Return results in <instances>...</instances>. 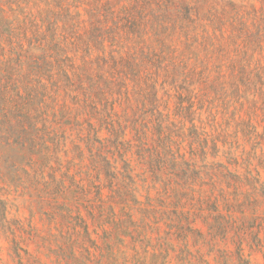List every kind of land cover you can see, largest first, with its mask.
Masks as SVG:
<instances>
[{
  "label": "rangeland",
  "instance_id": "374dc122",
  "mask_svg": "<svg viewBox=\"0 0 264 264\" xmlns=\"http://www.w3.org/2000/svg\"><path fill=\"white\" fill-rule=\"evenodd\" d=\"M187 4L210 35L232 31L233 13H245L249 31L264 26V0H0V79L30 83L25 50L35 34L59 75L29 105L32 119L0 124V264H264V97H239L238 78L181 70L89 77L79 54L66 52L67 61L55 47L87 42V60L97 47L108 54L128 13L139 30L168 40L157 46L163 62L197 64L205 50L178 37ZM14 23L21 28L11 33ZM126 45L141 69L137 44ZM62 61L70 77H60ZM109 80L125 84L126 97L94 104L88 95ZM16 91L0 117L24 93Z\"/></svg>",
  "mask_w": 264,
  "mask_h": 264
},
{
  "label": "trees",
  "instance_id": "16d2710c",
  "mask_svg": "<svg viewBox=\"0 0 264 264\" xmlns=\"http://www.w3.org/2000/svg\"><path fill=\"white\" fill-rule=\"evenodd\" d=\"M193 9H195L194 6L187 4L184 12L177 17L179 24L178 37L184 45L205 50V54L198 59L197 64H192L188 57L181 59L179 64L163 62L165 55L157 49V46L166 48L168 40L166 38L163 39L156 32L151 31L150 33V31L144 32L139 30L136 27L135 19L130 17L127 11V18H122L124 22L122 23L120 31H113L111 37L110 45L115 46V50L108 54L97 47L96 50L99 53L92 60H87L86 57L91 50L87 42L85 43L86 48L83 49H61L59 48L61 43H57L55 47L57 51L62 53L72 51L74 54H79L82 65L87 66L84 71L86 70L89 73V77H177L181 70L185 72L184 77H231L233 80L238 78V81L235 82L243 87L242 95H239V97H243L249 91L252 94H259L264 97V46L261 45V42L264 40V31L262 29L264 26L258 28L256 32L249 31L246 27L248 25L244 17L245 13L240 15L233 13L229 20V23L233 25L232 31L225 35V33L216 34L214 29L212 35H210L206 33L205 18L198 14L192 15L191 11ZM208 16L212 18L210 14ZM253 20L255 24H258L257 20ZM261 21L264 22V20ZM22 22H25V20L23 19ZM30 22V26L33 24V30L31 31L33 36L37 31L34 24L35 20L31 19ZM166 24L168 25V23ZM250 24L252 23L250 22ZM176 25L177 23L173 22L172 27L176 28ZM20 28L21 26L19 24L14 23L10 25V32L18 31ZM33 39L35 43L37 42V45H32ZM41 40L39 34H35L28 42V49L25 50L26 53L30 50L33 51V48L42 50L40 53H34L32 51L28 53V62L31 64L26 77L30 81L29 84H23L26 83L24 78L21 79V82L15 80L12 82L2 81L0 79V102L3 104L7 101V92L17 90L16 93L21 94L20 89L24 91L23 94L18 96V100L15 103L16 107L1 108L3 113L0 117V124H12L11 119H16L20 123L23 120V116L32 119L29 105L32 102L34 103L35 98L39 94L44 96L47 93V88L50 83L49 77L59 76L57 72L54 73L53 69L51 70L52 60L56 59V57L46 51L49 46L48 44L41 45ZM129 41H134L137 44V51H141L143 57L140 63L142 66L141 69L135 67L136 64L132 59L134 55V52H132L133 48L127 47L126 45ZM12 42V39L11 41L8 39L9 45ZM101 42L98 41V44ZM19 44L20 52L16 53L14 59L21 65L23 43ZM72 46H76V42L73 41ZM0 47L3 46L0 44ZM212 54H215L214 58ZM61 59L72 61V57L67 53ZM61 65L64 66L65 71L60 77H70L67 73V69L69 68L65 67L64 61H62ZM68 65L71 68L73 67V63ZM77 77H80V75L78 74ZM156 82L155 78L151 79L150 89L154 88ZM20 85H23V88H20ZM96 85L97 89L94 90L96 93L88 95V98L93 103L96 96H99L100 100H104L105 106L109 102L108 98L114 97L116 93H118V96L122 95V97H126L125 91L124 94L120 92V89L124 88L125 84H120V82L114 83L112 80H109L104 85H100L99 83H96ZM104 87H112V89L107 90ZM234 90L238 91V89H233L231 93ZM114 102L115 99L110 101L111 104H114ZM37 104V108L44 113L42 104L39 102ZM240 104L242 105L243 103L240 102ZM11 115L13 116L12 118H10ZM13 126L15 124H12L10 128H13Z\"/></svg>",
  "mask_w": 264,
  "mask_h": 264
}]
</instances>
